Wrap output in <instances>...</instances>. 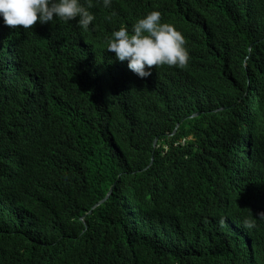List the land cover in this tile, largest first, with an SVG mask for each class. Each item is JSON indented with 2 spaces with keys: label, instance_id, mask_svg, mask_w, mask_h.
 <instances>
[{
  "label": "trees",
  "instance_id": "16d2710c",
  "mask_svg": "<svg viewBox=\"0 0 264 264\" xmlns=\"http://www.w3.org/2000/svg\"><path fill=\"white\" fill-rule=\"evenodd\" d=\"M230 1L214 5L254 19L221 46L217 20L194 24L209 0H146L193 60L205 48L223 69L153 66L146 82L127 69L117 86L114 54L74 23L0 26V264H239L248 245L264 264V0Z\"/></svg>",
  "mask_w": 264,
  "mask_h": 264
},
{
  "label": "clouds",
  "instance_id": "9594fccd",
  "mask_svg": "<svg viewBox=\"0 0 264 264\" xmlns=\"http://www.w3.org/2000/svg\"><path fill=\"white\" fill-rule=\"evenodd\" d=\"M216 1L209 0L212 3L209 12L201 10L196 14L208 17L204 24H212L217 20V25L213 26L214 29L211 30L209 37L212 45L219 43L223 46L227 44L225 31L232 28H248L253 23L254 11L250 7L237 8L233 5L228 7L226 13L214 5ZM220 1L231 3L230 0ZM111 3L112 0H0V18L4 23L0 26L9 30L10 34L22 35L40 31L56 21L74 23L79 30L90 32V39L104 43L105 49L114 54L111 67L105 69L106 72L103 74L112 86L118 85L120 75L127 69L137 76L135 79L143 82L147 81L153 66L157 68L162 65V68H176L174 71L217 72L223 69L214 56L206 54L205 48H202V52L193 60L191 48L187 51L185 47L184 36L173 25L162 21V14L159 11L153 9L141 17L137 11L131 8L129 15L120 14L118 11L112 10ZM199 3L207 6V0H199ZM100 5L104 8L110 7V9L104 14L100 15L99 12L95 14L94 11L98 10ZM199 29L203 30L202 26H199ZM67 30L68 26L65 31ZM214 50L222 56L223 61L228 59L223 54V47H214ZM189 60L190 65L188 66ZM186 66H188L187 69H183ZM105 77L102 79L105 80ZM247 91L245 96H249L250 87ZM106 101V96L103 94L101 103L105 105ZM240 104L241 102H238V108ZM194 114H198V112ZM194 114L190 117L197 116ZM235 116L240 122H243V115L234 113L229 116L230 124H235ZM177 124L179 126L180 123ZM176 125L171 135L178 128ZM153 143L156 144V139L153 140ZM261 185L264 186V177ZM112 188L111 186L97 203L103 199L107 201L112 193ZM257 205L264 207V193ZM261 217H264V214H260L259 218ZM256 220L250 213V218L242 220V227L254 229ZM223 222V220L220 221V223ZM245 254V261H240L239 264H260V253L255 252L250 245L246 247Z\"/></svg>",
  "mask_w": 264,
  "mask_h": 264
},
{
  "label": "bare ground",
  "instance_id": "6f19581e",
  "mask_svg": "<svg viewBox=\"0 0 264 264\" xmlns=\"http://www.w3.org/2000/svg\"><path fill=\"white\" fill-rule=\"evenodd\" d=\"M133 8L135 11L138 12V14L142 17L144 16L148 11H153L152 8L147 7L146 6V0H137L135 1L132 5H130L127 9H126V14L129 15L130 13V9ZM197 10H195V14L193 15V17L196 19V24L197 26H202L203 30H200V32H204L205 30H210V26H207V23L204 24L203 22H200V16L201 14H196V13H200L201 10H203L202 6H198L196 8ZM171 24L172 23H168Z\"/></svg>",
  "mask_w": 264,
  "mask_h": 264
},
{
  "label": "water",
  "instance_id": "95a60500",
  "mask_svg": "<svg viewBox=\"0 0 264 264\" xmlns=\"http://www.w3.org/2000/svg\"><path fill=\"white\" fill-rule=\"evenodd\" d=\"M194 115H198V114H194ZM192 116H193V115H192ZM176 127H178V124L176 125ZM106 197H107V196H106ZM106 197H105V198H106ZM102 201H104V199H103ZM102 201H100L99 203H101ZM99 203L95 204L92 208L96 207Z\"/></svg>",
  "mask_w": 264,
  "mask_h": 264
},
{
  "label": "rangeland",
  "instance_id": "374dc122",
  "mask_svg": "<svg viewBox=\"0 0 264 264\" xmlns=\"http://www.w3.org/2000/svg\"><path fill=\"white\" fill-rule=\"evenodd\" d=\"M242 120H243V118H242ZM242 120H241V121H242Z\"/></svg>",
  "mask_w": 264,
  "mask_h": 264
}]
</instances>
